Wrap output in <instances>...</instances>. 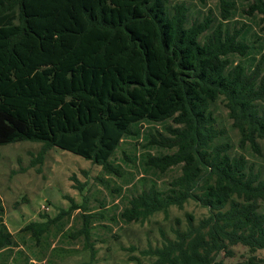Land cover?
Masks as SVG:
<instances>
[{
  "label": "trees",
  "instance_id": "obj_1",
  "mask_svg": "<svg viewBox=\"0 0 264 264\" xmlns=\"http://www.w3.org/2000/svg\"><path fill=\"white\" fill-rule=\"evenodd\" d=\"M247 1L245 13L260 15L264 31V0ZM218 4L217 21L211 10L191 19L184 0H0V145L41 142L122 177L113 155L133 137L148 150L145 167L180 170L165 188L151 183L132 195L124 221L167 215L190 199L208 209L196 224L189 214L173 239L142 249L146 264H226L237 245L249 254L233 264H264L256 254L264 251V170L234 152L262 154L264 53L248 58L256 47L245 24L228 23L235 1ZM218 100L236 145L218 124ZM122 160L135 164L127 153ZM75 208L22 231L34 244L47 241L51 225ZM90 217L78 230L86 244ZM18 245L0 221V250Z\"/></svg>",
  "mask_w": 264,
  "mask_h": 264
},
{
  "label": "rangeland",
  "instance_id": "obj_2",
  "mask_svg": "<svg viewBox=\"0 0 264 264\" xmlns=\"http://www.w3.org/2000/svg\"><path fill=\"white\" fill-rule=\"evenodd\" d=\"M184 1L190 8L191 19L201 18L211 10L216 20H220L218 0ZM234 1L235 9L228 23L245 24L246 38L256 47L249 52L248 58L255 61L264 53L260 15L245 13L247 0ZM232 59L241 60L237 56ZM212 108L218 124L227 128L228 140L236 145L238 134L230 128L226 109L219 100ZM140 126L146 129L152 124L141 122ZM140 143L136 138L126 137L116 149L113 157L123 168L122 177L108 176L99 165L58 147L43 149L41 142L0 145V205L3 208L0 221L19 244L0 250V264H138L131 257H138L142 264H146L150 259L141 254L142 249L149 245L160 246L165 239H173L175 229L186 228L189 214L195 224L208 215L207 208L190 199L183 208L171 206L167 215L157 212L142 223L126 222L120 217L132 195L148 188L151 183L160 189L165 188L168 180L180 170L179 166L171 167L161 174L145 167L142 161L148 150L142 149ZM260 143L261 155H256L248 147L242 150L235 147L234 152L244 154L264 170V145L262 141ZM124 153L135 159V164L124 162ZM72 205L77 208L51 225L47 241L34 244V240L22 231L27 223L53 218ZM84 214L91 215L87 244L83 235L78 233ZM92 249L95 252L93 258ZM233 249L235 256L225 258L226 264L247 256V249L243 246L237 245ZM256 254L264 257L262 250Z\"/></svg>",
  "mask_w": 264,
  "mask_h": 264
}]
</instances>
